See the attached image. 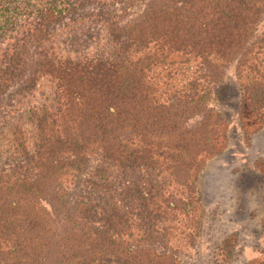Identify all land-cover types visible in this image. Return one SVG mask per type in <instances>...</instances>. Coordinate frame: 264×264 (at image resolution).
<instances>
[{"label":"trees","instance_id":"1","mask_svg":"<svg viewBox=\"0 0 264 264\" xmlns=\"http://www.w3.org/2000/svg\"><path fill=\"white\" fill-rule=\"evenodd\" d=\"M263 20L264 0H0V264H182L232 62L264 127Z\"/></svg>","mask_w":264,"mask_h":264},{"label":"rangeland","instance_id":"2","mask_svg":"<svg viewBox=\"0 0 264 264\" xmlns=\"http://www.w3.org/2000/svg\"><path fill=\"white\" fill-rule=\"evenodd\" d=\"M263 24L264 20L260 27ZM39 85L41 89L49 87L47 80ZM30 96L36 102L38 92ZM30 96L14 103L10 113L17 116L28 106ZM241 98L236 63L232 62L223 81L213 88L209 102L225 117L226 139L221 153L205 158L196 172L205 214L197 243L180 251L182 264L264 260V127L241 114ZM231 232L236 233L237 250L233 259L222 261L218 247L222 237Z\"/></svg>","mask_w":264,"mask_h":264}]
</instances>
